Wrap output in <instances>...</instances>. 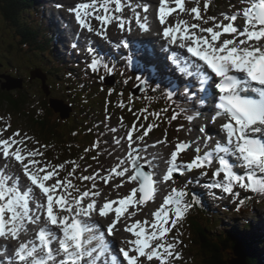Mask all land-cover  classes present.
<instances>
[{"label": "snow or ice", "instance_id": "snow-or-ice-1", "mask_svg": "<svg viewBox=\"0 0 264 264\" xmlns=\"http://www.w3.org/2000/svg\"><path fill=\"white\" fill-rule=\"evenodd\" d=\"M241 2L248 6L235 14H225L223 21L228 23L215 22L216 18L208 17L202 21L203 24L211 20L213 26L203 27L192 23L183 28L177 24L173 28L165 26V18L172 10L166 11L165 0H158V24L162 26L163 38L181 50L186 49L190 57L194 58L189 64L195 68L200 92L205 93L210 84L214 85L215 91L211 95L214 114L211 121H223L220 129L224 136L223 140H218L210 151L202 155L197 143L196 155L183 165L178 164V154L189 148V145L183 142L175 144L166 174L162 177L164 182L172 180L174 173L184 175V170H201L200 176H207L205 169L212 168L215 163L218 166L212 171L211 188L237 197L239 193L234 191L237 186L250 193L264 194V178H257L258 174L264 177V0ZM109 4H114L116 14L122 12L123 0H102L100 3L91 0L77 3L69 11L77 25L89 32L95 29L87 22V18L95 19L105 26L115 19L123 27L119 15L109 14L112 11ZM175 5L181 11H187L181 0H175ZM208 7V3L203 4L204 10ZM101 11L104 15L99 14ZM144 11H147V7ZM190 11L196 14L195 20H202L199 7H192ZM241 17L244 21L243 30L234 24ZM139 27L147 30L144 23H139ZM224 34L231 38H223ZM96 35L100 36L101 32H96ZM100 67L98 59L91 60L89 68L93 73ZM103 68L111 73L108 65H103ZM168 99H171V94ZM204 102L201 97V103ZM178 118V114L171 117L172 120ZM186 119L191 122L194 117L189 115ZM151 127L148 126L149 131ZM199 131L204 132L205 129ZM147 135L148 131H145L140 139ZM19 136L20 133L16 132L10 138L0 139V155L5 164H18L23 177L30 182L22 188L18 176L0 170V239L20 241L12 257L0 260V264H152L153 260L159 264H171L172 260L181 259L176 251L180 241L168 242L166 237L192 206L185 202L186 191L172 188L160 207L152 213L153 221H135L130 226L126 223L136 215V211L129 209H137L153 200L155 192L153 175L142 171V166H137L139 157L137 150L132 147V131L127 132V155L132 170L130 172L127 166H123L124 161H121V167L111 168V174L130 182L136 181L139 186L133 187L122 198L106 199L102 205L91 199L99 193L83 191L73 195L75 186L60 175L59 169H63L64 165L57 168L55 165L41 164L36 157L43 154L38 150H29L25 155L18 145L26 143V140H18ZM209 140L211 137L205 139V145ZM236 167L246 170L247 175L236 174ZM221 174L222 180L218 179ZM122 186L116 185L117 188ZM33 203L34 207L31 206ZM238 203L242 205L243 200H238ZM94 215L106 221L113 217L107 223L106 234L93 220ZM122 221H125L124 231L134 238L125 241L127 248L118 250L122 255L120 259L111 253V242L107 236L114 235V229ZM42 222L44 226L38 227L35 239L29 237L21 240L22 233L28 234L26 225L39 226ZM57 243L58 247H54ZM6 251V248L0 251V256H4Z\"/></svg>", "mask_w": 264, "mask_h": 264}, {"label": "rangeland", "instance_id": "rangeland-1", "mask_svg": "<svg viewBox=\"0 0 264 264\" xmlns=\"http://www.w3.org/2000/svg\"><path fill=\"white\" fill-rule=\"evenodd\" d=\"M53 2L55 6H50L49 13L46 15V18L50 16V18L53 16V19L58 22V24L61 26L63 30H71L74 28V30H77V34H73L71 31H68L70 33H67V37L70 38L68 39L65 35V33L62 31L63 36H60L59 39V44H60V49L58 52H56V55L58 56V59L53 58V62H57L61 60L64 56L67 55V62L73 61V58H70V55L72 56L71 52L68 50L69 47V40L71 41V44L73 45L74 42L77 41V36L79 37L80 33L92 37L94 40L98 42L103 43V47L100 48V53H104L107 56H114L113 53H121V49L119 48V43L121 41H126L127 43H130L127 41L126 37L129 36V34H132L135 38H141L139 37V33L137 32L138 29H141L139 27V23H144L146 25L147 30L149 29L150 32H152L151 35H159L160 31L162 30V26L158 24V21L156 19V11L159 8L158 5V0H123L122 4V12L119 14H116L114 12V4H109V8L112 10L109 14L116 16L119 15L122 19L123 22V27L120 26V24L113 19L108 25H101L100 22L96 21L95 19L92 18H87V22L90 23V25L95 29L93 32H89L86 29H81L77 23L76 25H73L72 20L75 21L74 16L70 13L69 9L71 7H74L77 3H83V2H91V0H40V2ZM167 4H169V9H171V16L166 20L165 26H170L174 27L176 23H181L183 22V26L187 27L192 23H198L201 24L203 27H209L213 26V21H209L207 24H203V20L207 19L208 17H214L216 18L215 22H221L223 21V17L225 14L231 15L235 14L237 11L243 9L244 7L248 6L245 3H242L241 0H227L226 4L223 7H220L217 12L214 13H206L205 10L203 9V2L202 0H198V2H195V0H181L182 4L186 7L187 11H181L180 8H177L174 4H171V1L173 0H165ZM175 1V0H174ZM102 2V0H97V3ZM59 6V7H58ZM147 7V11H144V8ZM192 7H199L201 9V15H202V20L197 21L195 20V15L194 13H191L190 9ZM42 9V8H41ZM100 15H104V13L101 11L99 13ZM36 17V16H35ZM137 17L140 18L139 23L137 22ZM26 18L29 19V15H26ZM36 20L40 22L42 25L46 24L42 23L40 17H36ZM224 23H228V21H223ZM235 25H238L241 30H243V25L244 21L241 18H239L236 22H234ZM135 26L136 28H132V26ZM44 30V29H43ZM146 30V31H147ZM145 31V30H144ZM194 31V30H192ZM96 32H101V35L98 36L96 35ZM77 35V36H76ZM205 36L207 33L204 34ZM14 31L12 27L3 19V17L0 14V52H9L10 45H14ZM65 38H67L65 40ZM225 38V37H223ZM82 42H89L88 38L84 39L82 38ZM88 44V43H86ZM73 49V47L71 46ZM17 47H14L12 50V54L10 53V57L13 60L12 56H15L17 54L16 51ZM59 53V54H58ZM76 53V52H75ZM77 54V53H76ZM83 55V54H82ZM80 57V60H84V58ZM8 56V59H9ZM77 56V55H76ZM19 60L17 63H19L18 66H14V68H11V72L13 74H17L21 76V79L23 80L21 82L22 87L21 89L27 90L32 92L33 94H36L37 97L35 99V110L38 113V110H40V113L38 115L40 117L43 116L44 111H51L54 112L50 106L46 107H41L40 101L41 98L46 97L45 94L42 91V82L37 81V79L32 80V82H29L30 76H29V71L39 69V65L43 64V68H45V64H47L46 61H43L40 63V60L36 57L29 58L28 56L23 59V56L19 54ZM73 57V56H72ZM86 57L89 56H85ZM92 59H98V57H89V60L91 62ZM107 59V58H106ZM106 59L102 60V62H105ZM110 59V58H108ZM119 60V65L121 68L120 71H126V68L123 66V60L120 59V57H117ZM80 60H77L80 63ZM99 60V59H98ZM0 61L5 62L4 60L0 59ZM90 62L87 63H82L81 66L77 67L75 71H68V68H73V64H67L65 61L59 62V67L61 70H63L62 75H60L63 80L57 83H54L52 79H46V82H48V85L50 87V96L49 98H53L55 101H58V104L54 106V108L57 110V113L63 118L62 120H66L65 128L67 131H70V127L73 125L74 119L77 120L80 118L79 116H82V114H79L84 111L87 116L92 117L91 121L97 123V128L102 129L100 132L101 136L104 137V130H107V133L111 136V138L115 141L117 144L115 148L110 147L105 149V153L102 154L101 150H97V152H93L92 148L90 151H85L84 154L88 156L87 159L80 158V160L77 162V165L79 167V171L76 174H72L69 176V173H72L70 171V163L67 162V159H58L59 165H56L54 162L52 163V159L44 156H37L38 160L43 164V165H55L57 168L61 164L64 165L63 169H59L60 175L66 179H69L71 181V184L75 186V189L72 190L73 195H78L79 193L83 191H89V192H94V193H103V194H111L113 195L112 198H122L126 195H128V189L124 185L123 181L119 179L118 177H114L111 180L107 178V182H105V178H100L101 172L107 168L110 167L112 164L113 159L117 156V154L122 150V145L129 144V141L127 139V132L122 133L123 131H127L131 129V124L135 121V119H131L130 124H123L121 125L118 118L121 119L122 115L125 112L126 107L132 105V103H147L150 102L152 103L153 98H156V96H150L146 95L144 96L145 91H150L151 95H154L155 90H151L152 88L149 85V78H145L141 81L135 80L134 77L128 74H124L121 72L116 73L114 69H112L109 65L108 67L111 69V73L106 72L103 68V64L101 63V67L99 70L95 73L91 71L89 68ZM26 64V65H25ZM77 66V64L75 63ZM16 69L19 70V73H17ZM130 71L135 72V66L132 65ZM9 75V74H6ZM95 75H98L96 78L93 89H90V83H92L91 80L95 79ZM16 77V76H15ZM47 77V75H46ZM104 77L105 79L108 78L107 83H111L112 80H110V77H114L117 83L122 84L118 90L117 85L115 86H108L105 85V83H102L103 85H100V81H98V78ZM104 79V80H105ZM45 82V83H46ZM146 82V83H142ZM84 83H88L87 85H83ZM138 83H141L145 86H148L149 89H142V92L140 93L139 88L137 85ZM171 86V85H170ZM169 85L168 86H163L162 89L167 95H162L161 98H159L157 101H159L162 105L164 103H168L170 106L173 105V107H176V110H169V111H164V110H157L154 112H149L147 113V116H145L144 113L142 112H135V118H140L139 122L143 123L141 128V131H139L137 134L134 135V138H139V141L146 140L143 142L146 144V147H149L151 149H157L158 155L161 157L163 161H167L170 159V153H167V146L169 145H174L177 143H186L189 145V148L185 149V153L181 155L180 157V162L182 165L186 162H190V160L196 155L195 148L197 146V143L199 144L201 148V153H204L206 148H210L209 146L205 145L203 137H200V134L198 136L201 139H198L196 135L192 134L193 129L195 127L196 131L200 130V123L197 122V119L199 118L195 112L193 114L189 111L186 110V108L182 109L180 108L183 107L182 101L179 99L180 95L177 90V88L173 87L171 88ZM43 90H45L44 86ZM128 87V88H125ZM158 88V87H157ZM13 92V91H12ZM169 94H171V99H168ZM75 95V100H77L74 103H70L69 101L73 100L72 96ZM161 95V94H159ZM91 96H93V99H90ZM185 93L183 94V98L185 97ZM153 97V98H152ZM48 98V97H46ZM72 98V99H71ZM189 100V97H187ZM176 102H174V101ZM62 101L66 104L62 103ZM104 102H108L110 104V107H107ZM115 104V110L113 104ZM101 110L103 107L105 108L106 115L101 116L103 122H99L100 118V111L95 112L94 114H89L86 111L89 109L95 110L98 108ZM167 106V107H170ZM180 106V108L178 107ZM96 107V108H95ZM81 108V109H80ZM71 109H73V112H71ZM113 113L117 117L113 116L110 114ZM174 114H178L179 118L175 120L174 124V130L173 134L170 133L168 129L169 128L168 124L162 120V128L156 130L157 128H151L152 132L149 131L148 126L152 124V121L157 118H162V117H172ZM69 115V117L67 116ZM193 116L194 121L192 120L189 122L186 117L187 116ZM76 118H72V117ZM13 123L14 127L10 126V122L8 120V114L5 110H0V135L3 136L4 139L10 138L13 136L14 133L19 132L20 136L17 137L18 140H26V143L18 145L21 149H23L24 154H27V151L29 150H38L40 148L39 141H38V136L36 135L33 130H28L25 126L20 125L18 126V123L16 122V117H13ZM63 122L61 123L60 129H62ZM153 127V124H152ZM164 127V128H163ZM83 133L85 135H88V130H90L89 127L82 126L81 127ZM115 129V131H113ZM112 131V132H110ZM148 131V135L144 137V139H140V136L145 132ZM150 132V133H149ZM68 133V132H67ZM75 136L78 137L79 139L83 138V135L80 133V131H75L74 133ZM92 139V136H90ZM199 140V141H198ZM219 140V139H218ZM41 141V140H40ZM58 142V145H61V143L56 139ZM107 141V140H106ZM43 142V141H42ZM108 142V141H107ZM47 143V142H44ZM49 145H56L55 143H49ZM56 145L57 147H59ZM91 147H101L98 146V144L94 141L91 140L90 142ZM161 147V148H160ZM210 151V149H209ZM71 153L75 155V150H72ZM2 155H0V158ZM127 164L129 166V170L131 172L132 166L129 162L128 159ZM66 163V164H65ZM147 164L145 163L144 160H141L138 158L137 160V166H142L141 170L146 171L147 173H151L150 167L148 168L146 166ZM167 167V165H166ZM216 164L214 163L213 167L209 169L211 172V175H207L208 177L211 178L212 176V171L215 169ZM83 170V172H82ZM207 170V169H206ZM185 171V170H184ZM189 172V171H188ZM75 173V171H73ZM191 173H200V170H193ZM164 175H161V178ZM92 177V179L89 180H84L83 177ZM258 178H264L261 175L258 174ZM154 179V177H153ZM185 176L179 175L176 177L175 181L166 184V182H160V186L163 183L165 186V191L167 190L170 194V190L172 188H176L178 190H184V191H194L197 194L194 193L195 195V200L199 201L204 198V193H202L203 186L206 185L211 193L209 196L208 200L212 207L216 209V206L219 204L222 205V207H226L227 209L234 210L238 209L240 207V203H238V200H242V195L239 197L236 196H229L225 193H223L221 190L218 189H213L209 185V181H205L201 187H195V185L198 184V178L191 179L190 181L184 180ZM218 179L222 180V174L221 177ZM208 180V179H206ZM129 182V188L131 189V185L134 184L136 181H128ZM106 184H111V187H108ZM114 184V185H113ZM115 184H121L123 185L122 187H115ZM29 185V182H28ZM138 182H136V187H138ZM154 188H156V184L154 181ZM201 190V194L199 195V192ZM235 191V189H234ZM244 194H250V192H247L246 190H242ZM155 194V192H154ZM148 202V201H147ZM260 204V203H259ZM259 204H255L258 206ZM147 205H152V200H149V203ZM192 207V206H191ZM190 207V209H191ZM189 209V210H190ZM254 213L257 216L259 222L264 225V206L263 209L255 207ZM221 215H218V217H202V218H197V221L199 223L203 222H208L212 221L213 226H214V231L212 232L213 234H220V233H225L227 229H230L231 221L232 219H236L239 224H243L244 222H240L241 220L244 221L245 219L252 218L251 216H229L226 217L222 215V211L220 213ZM149 215V216H148ZM221 217V218H220ZM174 218V217H173ZM192 218V216H191ZM137 221L144 222L145 220H150L153 221L154 217L152 214H148L147 212L138 213L136 216ZM222 219V220H220ZM221 221V222H220ZM188 226H187V224ZM258 222V223H259ZM221 224H225V226H220ZM192 225V222L190 220H187V217L180 219L178 224L172 228L170 231V236L168 237V242H175L176 240H179L180 243L177 244L176 251L179 252L181 259L179 260H172L171 264H200L202 263V258H201V251L196 247V241L194 242L192 239V235L194 234V231H190L189 226ZM170 226V225H168ZM232 225V227H234ZM33 232L36 231V225H33ZM194 228V227H193ZM104 231L106 233L107 227H104ZM183 231V232H181ZM193 233V234H192ZM184 236V237H182ZM207 236L211 237V233H207ZM198 238V237H197ZM195 239V236H194ZM0 251H3L6 248L5 240L0 239ZM112 240V239H111ZM167 240V237H166ZM6 258H9L7 251L4 256H0V260H4ZM227 259H232L231 257L227 256ZM228 263V260H227ZM152 264H159V262H152Z\"/></svg>", "mask_w": 264, "mask_h": 264}, {"label": "trees", "instance_id": "trees-1", "mask_svg": "<svg viewBox=\"0 0 264 264\" xmlns=\"http://www.w3.org/2000/svg\"><path fill=\"white\" fill-rule=\"evenodd\" d=\"M202 1L205 2V0ZM207 1L209 4L207 13H210L211 10L216 11L218 9V3L222 5L227 2L226 0H206V2ZM45 13V10L43 11V3H39V0H0V14L12 27L15 34L13 41L14 45H10L9 52H1L0 59L5 61H0L2 65L0 69L1 75L6 76V74H13L10 70L12 67L14 68L15 65H19L17 61L20 58V54L23 56V59L25 56H28L29 58H38L40 63L46 61L47 64H45L44 69L47 71L43 68H40V70L48 74V79H58L59 74H61V69L59 67L60 60L55 63L52 59H58L59 56L56 55L58 47H54L57 40L50 35L49 37L47 36V32L52 30H48L50 28V23L48 21L46 24L42 25L36 20V17H40L42 23L45 22ZM26 15H29V19L26 18ZM14 47H17V54L12 56V60L10 53L12 54ZM39 67H43V64L39 65ZM16 70V72L19 73V70ZM36 97V94L24 89L8 92L2 90L0 86V110H5L7 114L16 117L18 126L23 125L29 131L33 130L37 133L36 135L38 136L40 147L51 150L54 159L58 160L60 158L62 160L69 158L70 150L66 145V143L69 142L72 146L75 145L76 152L79 154L80 149L75 143V139L78 140V137L72 133L80 129L79 131L82 134L81 127L86 125L90 117L87 116L81 119L78 118L77 120L74 119L70 131H67L65 128L66 122H63L60 116L56 115L54 112L44 111L42 117L38 115L40 112L38 111L37 113L34 107ZM48 104V98H41V107H46ZM62 122L63 131L60 129ZM90 138L91 137L86 136L84 140L88 141ZM56 139L61 145L57 144L58 142ZM48 142L55 143L59 147L56 145H49ZM84 144L85 143H82V145ZM255 198L257 202L264 201V198H261V194H258ZM201 209L204 213L210 214L207 208L201 207ZM226 213L229 214L228 212ZM208 215L198 216H201L200 218H202V216L209 218L210 216ZM191 222L194 227L191 231H194L193 235L196 237L194 242L196 241V247L201 251V258L203 260L200 264H228L227 260L229 259H227V256H229V258H242L246 264H264V256L262 255L264 249L261 245L258 246L256 241L247 240L251 234V230H248L250 228L243 230L235 226L226 230L224 234L220 233L218 235L217 233H212L214 231L212 221H210V223L209 220L203 223ZM224 225L225 224H221L220 226ZM245 228L247 227L245 226ZM207 233H211L212 236H207Z\"/></svg>", "mask_w": 264, "mask_h": 264}, {"label": "bare ground", "instance_id": "bare-ground-1", "mask_svg": "<svg viewBox=\"0 0 264 264\" xmlns=\"http://www.w3.org/2000/svg\"><path fill=\"white\" fill-rule=\"evenodd\" d=\"M167 8H168V6L165 5V9L166 10H167ZM71 21H72L73 25H76V22H74V20L71 19ZM133 28H136V27L133 25L131 29H133ZM66 32L67 33H70L68 31H66ZM137 32L139 33V37H141L142 39H147V40H150L151 39V38H147V37H149V35H148L149 32H150L149 29L147 31H144L142 29H138ZM73 34H77V30H76L75 33H72V35ZM126 39L127 40L130 39L132 41H135L136 38L134 36H132V34H129V36H127ZM156 41L160 42V40H156ZM77 44H79V46L85 52H87V50L90 51V52L93 51V49L90 50V49L84 48L83 45H82V43L79 42L78 40H77ZM154 49H155L156 52H158L157 51V47L154 46ZM170 50L173 53H175V54L185 55L186 56L185 53H180V52L174 51L172 49H170ZM130 51L133 52V53H136L132 49H130ZM48 57H50V56H48ZM50 58H52V57H50ZM174 58L176 60H179V61L182 60V58H180L177 55H174ZM194 71H195V68H194ZM134 73H136V72H133V75H136ZM59 78H61V77H59ZM156 81H157V83H159L158 82L159 80H154V84L153 85H156ZM195 81H196V79H193V80L190 81V83L191 84H194ZM160 83H165V81L163 80V82H160ZM195 86H197V84H195ZM150 87L153 88L154 86H150ZM156 91L159 94H161V95H167V94L159 91L158 89ZM212 93H213V90H212V88L210 86L208 87V91L205 92V93H202L200 91L197 92V95H196V97L194 99V102L196 103V105L198 106L199 109H201V110H203L205 112V114L202 117H200V118L197 119V122L200 123V127L201 128H204L205 131L204 132H200L198 130L196 131V129L194 127L193 132H191V135L192 134L196 135L198 139H201L200 137H203L204 141L208 137H211V140H209V142H208V144H210V145H212V143L214 144V142H215L214 140H215L216 137L219 140H220V137H223V139H224L223 133L221 132V129L219 127L220 124L223 121L220 120L218 123H213L211 121V118H210L212 116V114H211V112H212V108H211V106H212V99H211ZM201 97L204 98V101H205L204 103H201ZM178 107L180 108V106H178ZM180 109L182 111V108H180ZM208 122H209V124H208ZM198 134H200V137L198 136ZM104 135L109 140L111 139V136L109 134H107L106 132H105ZM145 141H146L145 139L142 140V141H139V138H134V142L132 143V147L137 150L138 157L141 160H144L145 161V163L150 167V169H151V171L153 173L154 181H155V184H156L155 194H154V199L152 200V205H147L149 203V201H148V202L145 203V205L138 206L137 209H132V208L129 209V211H136V215L133 216V217H131V219H129V220L126 221V223L129 226L131 225V223L137 221L136 216H137L138 213H141V214L143 212H147L148 214L154 213L160 207V205L163 203V199L165 198V196H167L169 194V192L167 190L165 191V186L164 185H162V184H161V186L159 185L160 182H163L162 181V178H161V175L163 174L164 168H165V166L168 163H167V161H163L161 159V157L158 155L157 149H154L153 150V149H151L149 147H146V144L143 143ZM128 146H129V144L122 145V150L113 159L111 166L105 168L101 172V174L99 175L100 178H108L109 180H111L112 178L117 177V176H114V175L111 174V168H114V167L115 168H120L121 167V163H120L121 161H124V165L123 166H127L129 168V166L127 164V160H126V159H128V155H127L128 151H129V147ZM172 150H174V145L167 146V151H166L167 153H170ZM182 153H185V152H182ZM42 154L43 155H41V156H44V157H51V156L53 157V152L51 150H49V149H43L42 150ZM36 159L38 160L37 157H36ZM53 162L56 164V160L54 158H53ZM0 164H1V166H4L5 167L4 172L6 174L13 175L14 177H16V176L19 177V182H20L22 188L25 185H28V181L26 180L25 177H23V175H22V169L19 168L18 164H16L15 162H13V164H7L6 165L5 164V161L3 160L2 157L0 158ZM206 171H208V170H206ZM176 176H177V174L175 173L174 174V178L172 179V181H175ZM183 176H185V179L184 180H187V181H190L191 179H194L196 177L199 179L200 182H203L206 179H210V177H208V176L201 177L200 176V173H191V172H188L187 170L184 171V175ZM118 178L123 181L124 185L129 190L128 193H130V190L133 187H136V182H134V184L130 186L131 187V189H130L129 188V182L126 179L121 178V177H118ZM106 185L108 187H111L112 186L111 184H106ZM195 186L198 187L197 185H195ZM115 187H116V184H115ZM91 193H94V192H91ZM112 197H113V195H111V194H103V193H101L98 196L93 195L91 197V199L92 200H95L98 205H102L105 202L106 199H116V198H112ZM41 199H42V197H41ZM31 206L34 207L35 206L34 203ZM230 213H232V212H230ZM225 215H228V214L225 213ZM111 218H113V217H110L109 220L106 221L104 219L99 218L98 215H94L93 216V220H95L103 229H104V227H107V223L110 222V219ZM147 221H150V220H147ZM240 222L242 223V220ZM244 223L247 225L248 222H245L244 221ZM43 225L44 224L42 222L39 226H43ZM124 227H125V221L120 222L116 226V228L114 229V233L115 234L113 235V239L112 240L111 239L109 240L111 242V244H110V251H111V253L113 255L116 254L115 253L116 251L119 252L118 250L120 248H122V247L123 248H127L128 245L125 243V241L134 238V237L131 236L130 233H126L124 231ZM146 227H147V225H146ZM239 227H241V229H243V230H246L245 228H243L240 225H239ZM246 227L252 229L251 228V224H249V226H246ZM26 228L28 230V234L27 235H25L24 233L21 234V240L22 241L23 240H27L29 237H31L33 239V234H32L33 228H34L33 225L28 224V225H26ZM19 242L20 241L5 240V244H7V248L9 249V250L7 249V254L13 255L11 251L15 247H17V245H18ZM0 243H1V240H0ZM116 256H119V255H116ZM152 262H156V261L153 260ZM243 262L245 263L244 260H243Z\"/></svg>", "mask_w": 264, "mask_h": 264}, {"label": "water", "instance_id": "water-1", "mask_svg": "<svg viewBox=\"0 0 264 264\" xmlns=\"http://www.w3.org/2000/svg\"><path fill=\"white\" fill-rule=\"evenodd\" d=\"M37 78L42 81L43 85H45V82H46L45 76H43L39 71L31 72L30 80L32 81V80H35ZM4 80H5V82L0 81V86H1L2 90H4V91L11 92V91L22 88V84H21L22 81L21 80H14V79H11L10 77H5ZM44 92L46 93V96L50 95V92L48 91V88H46V87H45ZM57 104H58V101H55L52 99L50 100V107L56 113H57V110L54 108V106H56ZM67 116L69 117V115H67ZM228 264H245V263L243 262L242 258H232V259L228 260Z\"/></svg>", "mask_w": 264, "mask_h": 264}]
</instances>
